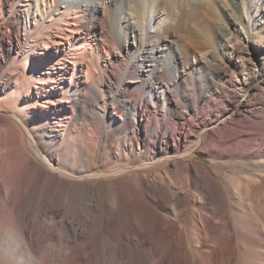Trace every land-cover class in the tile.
Instances as JSON below:
<instances>
[{"label": "bare ground", "instance_id": "obj_1", "mask_svg": "<svg viewBox=\"0 0 264 264\" xmlns=\"http://www.w3.org/2000/svg\"><path fill=\"white\" fill-rule=\"evenodd\" d=\"M252 1L0 0V264H264Z\"/></svg>", "mask_w": 264, "mask_h": 264}, {"label": "rangeland", "instance_id": "obj_2", "mask_svg": "<svg viewBox=\"0 0 264 264\" xmlns=\"http://www.w3.org/2000/svg\"><path fill=\"white\" fill-rule=\"evenodd\" d=\"M259 2V3H258ZM252 4H250V14L252 16V22L253 25L252 27H254L253 29H257L258 27H262V33H263V37L262 39H258L259 34L254 35L250 40V42H247L248 44H250V46H254V47H259L260 51H264V14H262V12L264 11V0H257V1H252ZM263 19V20H261ZM252 29V30H253ZM237 31L235 32V34L233 35L234 37V43L232 45V47H228L229 49L227 50L228 52H226L225 54L223 53V55L221 54L220 56V60L222 58V61L225 64V70L229 73H231L233 70L238 71L240 73H244V72H249L251 74V72L255 69V67L258 65V61H260V59L258 60L256 57H254V52L249 48V45L245 42L242 41L238 38V35L236 34ZM257 33V32H256ZM236 36V37H235ZM3 38H7V34L3 35ZM239 39V40H238ZM255 43H257L255 45ZM235 50L232 51L233 48H235ZM238 49L240 51H238ZM263 54V53H261ZM264 64V62H263ZM228 65V66H227ZM234 68V69H233ZM228 69V70H227ZM257 106H259V104H257ZM181 110L184 113H188V108L187 107H182ZM152 116V112L147 110L145 111V117L146 119H149ZM191 119L195 118L192 115L188 116V120H186L184 123V125L186 126L187 123H191ZM199 121V120H197ZM0 149H4L5 146L0 145ZM4 159H0V166H2L4 164L3 162ZM195 162L199 161L200 163L204 164V165H210L212 164V160L210 158H204V157H196L194 159ZM230 178L232 179H238V177H232L230 176Z\"/></svg>", "mask_w": 264, "mask_h": 264}]
</instances>
